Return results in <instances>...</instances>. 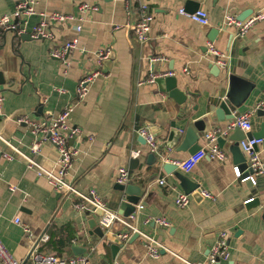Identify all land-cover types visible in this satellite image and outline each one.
<instances>
[{"label": "crops", "instance_id": "crops-1", "mask_svg": "<svg viewBox=\"0 0 264 264\" xmlns=\"http://www.w3.org/2000/svg\"><path fill=\"white\" fill-rule=\"evenodd\" d=\"M16 1L0 0V17L11 14ZM31 1L36 15L24 25V34L29 36L43 13L77 15L82 4L97 10L79 14L81 22L49 26L51 37L47 39L30 36L22 41L12 32L0 31V153L12 157H0V239L13 257L20 264H33L34 254L61 258L78 254L91 264H207L210 249L225 233L228 258L218 264H264V176L256 185L242 182L235 172L239 166L228 150L232 144L228 138L241 139L244 132L233 129L222 135L226 140L223 148L216 143L226 160L207 156L189 173L179 171L212 199L200 195V200L192 198L188 207L176 208L174 197L182 191L176 179L162 171L166 161L188 156L176 153L175 148L167 149L163 138L165 127L171 121L179 124L180 115L186 114L191 122L206 117L201 136L225 130L230 121H212L214 113L208 112V106L221 89H226L229 66L231 73L253 84L234 116L254 111L250 133H264V116L256 109L264 100V20L243 37L223 26L226 15L238 18L264 13V0ZM126 1L132 3L131 12ZM141 5L152 17L145 44L126 29L128 23L139 21ZM195 7L207 13V26L201 27L178 13L180 9L190 13ZM78 25L80 32L74 28ZM73 40L77 45L68 53L67 66L51 57L53 49ZM209 43L224 55L225 69L208 54ZM101 48H109L111 54L99 64L95 53ZM153 56L162 60L150 63ZM97 71L100 74L88 85L85 99L76 103L78 82ZM152 71L172 73L176 89L182 93L189 90L192 95L187 96L183 110L169 97L165 86L160 89L156 82L139 84ZM69 106L72 112L65 135L76 154L65 182L83 195L94 190L106 208L118 215L123 198L115 189L118 169H126L131 192H143L139 202L144 203L143 208L136 207L133 220L123 218L135 231L115 222L109 231L102 229L103 237L90 233L84 212L75 208L80 202L78 196L53 191L44 177L26 167L24 157L30 155L34 140L27 123L47 125ZM143 127L157 137L159 159L152 157L139 135ZM203 136L198 141L201 148L206 144ZM257 150L264 165V146ZM134 152L139 153L137 157ZM33 160L45 171L58 169L57 152L49 143L42 145ZM160 180L166 184L161 186ZM254 198L261 206L246 210L245 201ZM85 204L99 225L92 206ZM155 219H164L169 225L153 223ZM123 232L128 238L122 243L117 235ZM149 239L160 246L157 258L148 255ZM113 244L120 246L114 254Z\"/></svg>", "mask_w": 264, "mask_h": 264}, {"label": "built area", "instance_id": "built-area-1", "mask_svg": "<svg viewBox=\"0 0 264 264\" xmlns=\"http://www.w3.org/2000/svg\"><path fill=\"white\" fill-rule=\"evenodd\" d=\"M126 8L129 12L132 11V3H128L126 1ZM96 11L97 8L95 6H91L88 4H82L78 7V14H63L58 12H50L43 13L40 15V21L33 26L31 29L30 36L34 39H47L50 38L47 28L52 25H67L72 22H81L82 18L79 14L85 11ZM140 10V18L136 23H128L126 25V29L128 31H132L135 35L136 40L145 44L149 39L150 32V24L152 22L151 15L147 12V7L145 5H141L139 7ZM180 15L187 16L191 21L196 23L201 27H205L208 25V16L207 13L203 10H197L192 14H187L184 12V9H180L178 11ZM36 15L34 2L31 0H17L15 4L14 11L9 15H3L0 17V31H9L17 36H21L25 33V27L27 20ZM264 20V13L258 12L256 14L251 15L250 17L240 21L233 15H226L224 17L223 26L226 28H231L235 31L236 35L239 37H243L247 34V32L257 23ZM77 32H80V26L74 27ZM77 45V40H73L71 42L64 43L58 48L53 49L50 52L52 58L60 61L62 65L67 66V56L68 53L73 50ZM207 52L215 59V63L221 69H225L227 67V61L225 60L224 55L214 48L212 44L207 45ZM111 51L109 48H101L96 53L95 56L99 64L104 63L105 61L110 59ZM162 60L161 57L153 56L150 58V63L160 62ZM100 73L97 71L83 79H81L76 87L75 94V102L81 103L87 93L88 85L96 78ZM172 73L161 72V73H153V71L149 74L146 80L140 82V85L144 84H154L157 79L172 77ZM3 99L0 97V106L2 104ZM256 109L264 110V100H262L256 107ZM72 112V107H66L62 110V112L49 124L37 125L31 122H28L32 127V134L34 136V140L30 146V155L25 156L26 167L29 170H34L38 176H42L45 178L47 184L50 188L58 193H68L75 194L80 199V202L76 204L75 208L79 211L88 210L86 202H89L93 208L100 209L103 212V216L99 221V226L101 229L105 231H109L113 223L121 222L123 223L127 229L135 231V229L129 224L127 220H124L119 215L109 211L106 208V204L101 198L97 195L94 190H90L87 194L83 195L77 193L74 187L70 186L65 182V177L71 169L72 162L76 151L69 147L67 144V136L65 135V131L68 129V118L70 113ZM254 111L244 113L242 115H238L234 117L226 126L224 131L212 130L208 133H205L203 139L205 141V147L201 148L198 152L187 156L184 160L181 161H166L172 163L178 171L182 173H189L204 157H210L217 161L226 160V154L218 147L217 139L218 137L225 135L228 131L233 129H240L242 132L247 133L251 131V123L250 120L252 118V114ZM23 122V120H20ZM72 135H75L76 130L70 131ZM139 135L144 139L150 153L159 155V143L156 140L153 133L147 128H140L138 131ZM44 143L51 144L56 152H57V164L58 169L56 172H48L42 169L35 161L33 157L38 155L41 151V147ZM263 143L262 138L251 137L245 138L240 141L239 147L240 150L247 157V168L245 170H239V168H235L236 177L239 178L242 182H250L252 185H256L257 179L259 177L264 176V165L262 160L260 159L259 152L257 150ZM138 152H134V156H138ZM0 157H3L7 160H12V157L0 153ZM130 177L129 173L126 169L120 168L118 169L117 182L118 184H127L129 183ZM159 184L164 186L166 182L164 180H160ZM11 191L14 190L13 187L10 188ZM200 195L206 199H212V195L210 193L201 191ZM192 201L191 195H185L184 193H179L174 197V205L178 209H184L189 206ZM251 201V199L245 201V203ZM137 207H140L138 205ZM141 208V207H140ZM134 217L130 216L129 219L133 220ZM15 223H19V219H15ZM153 223H156L160 226L167 227L169 224L164 219H155ZM117 238L120 242H124L128 238V233L123 232L117 235ZM147 245V252L151 258H157L159 256V245L153 244V241L149 239ZM228 258V248L226 245V235L222 233L218 240L214 243L212 248L210 249V253L207 259V264H216L220 260H226ZM33 264H91L90 260L83 255H77L70 258H61L59 256L49 255L43 256L39 254H34L32 256ZM0 264H20L13 255L8 251V249L4 246L0 239ZM187 264H201V263H187Z\"/></svg>", "mask_w": 264, "mask_h": 264}, {"label": "water", "instance_id": "water-1", "mask_svg": "<svg viewBox=\"0 0 264 264\" xmlns=\"http://www.w3.org/2000/svg\"><path fill=\"white\" fill-rule=\"evenodd\" d=\"M197 7L187 14H192L197 11ZM248 16L242 15V17H238V20L242 21L246 19ZM17 36V35H16ZM20 40L25 41L29 40L30 36L22 34L21 36H17ZM230 38H233L230 35ZM219 71V69L217 68ZM226 81V89H221L219 94L215 96L208 106V112L214 113V117H212V121H231L234 119L235 112L244 104L248 95L250 94L253 84L248 81L234 75L230 71V66L228 67V72L225 75ZM175 80L173 77H165L156 80L157 85L162 89V87H166V91L169 94V97L175 101V103L183 110L186 106V102L188 100V95H192L189 90L186 89L185 93L178 91L175 87ZM261 115L264 116V110L259 111ZM188 116L186 114L179 116V124L176 121H171L164 130V143L167 149L175 148L176 153H185L192 155L198 152L201 147L198 144V141L201 134L205 131V124L207 118L201 119L199 121H188ZM240 136V135H239ZM258 137L263 139V143L261 146H264V133H260L258 135L252 134L250 132L242 133L241 139L237 137L230 136L228 140L232 142L229 145L228 150L232 155L233 163L238 164L239 170H245L247 168V159L244 153H241L239 142L244 140L245 138ZM155 138H157L155 136ZM217 143L219 147L223 148L226 144V140H224L221 136L218 137ZM154 159H159V156L152 154ZM162 171L167 175H172L176 181L178 182V187L181 189L182 193L185 195H191L195 201L200 200V189L197 183L192 182L187 176L180 173L177 168L169 162H165L162 165ZM132 186L129 184H117L116 190L123 193V198L121 199V203L119 205L118 215L121 218L127 219L130 216H136V207L140 205L143 208L144 203H139L140 198L143 195V192L132 193ZM260 202L257 198L251 199V201L244 203V207L246 210H252L255 208H259ZM84 215L87 219V225L90 233H94L98 237H103L104 233L101 227L98 225V222L91 217V211L85 210ZM92 215L96 216L99 220L103 216V212L100 209H95ZM262 219L264 220V209L262 211ZM44 233H42L40 239L42 238ZM135 237L139 236L138 232H135ZM111 250L113 254L117 252L120 246H116V244L111 245ZM84 252V251H83ZM78 255V254H76ZM217 262L216 264H218Z\"/></svg>", "mask_w": 264, "mask_h": 264}]
</instances>
